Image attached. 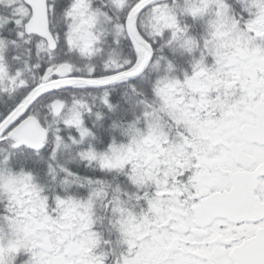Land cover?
<instances>
[{
	"label": "snow or ice",
	"instance_id": "6c2138e0",
	"mask_svg": "<svg viewBox=\"0 0 264 264\" xmlns=\"http://www.w3.org/2000/svg\"><path fill=\"white\" fill-rule=\"evenodd\" d=\"M0 264H264V0H0Z\"/></svg>",
	"mask_w": 264,
	"mask_h": 264
}]
</instances>
